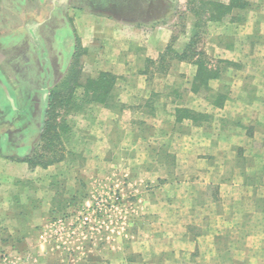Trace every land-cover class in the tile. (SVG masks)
I'll return each instance as SVG.
<instances>
[{
    "label": "rangeland",
    "instance_id": "1",
    "mask_svg": "<svg viewBox=\"0 0 264 264\" xmlns=\"http://www.w3.org/2000/svg\"><path fill=\"white\" fill-rule=\"evenodd\" d=\"M174 1L182 13L175 32L195 34L189 54L198 63L185 61L193 67L181 66L170 49L152 65L149 76L161 72L156 75L168 86L155 94L156 102L137 108L149 115L136 119L144 122L141 141L118 135L116 146L109 148L107 140L114 141V136L108 133L91 148L83 145L86 133L109 129L104 121L110 120L103 117L109 108L101 102L76 104L84 89L78 86L70 92L62 86L56 98L71 93V101L54 104L55 117L47 125L52 129L41 142L48 102L42 86L36 88L35 109L45 115L42 121L35 119L31 130L35 144L50 147L52 157L58 150L54 148L61 146L67 155L97 164L95 171L89 168L84 174L86 196L80 204L53 217L116 196L118 203L98 220L102 227L87 235L103 243L99 238L108 234L116 254L127 246L128 257L145 260L140 264H250L249 256L254 264H264V0H164ZM230 3L233 8L223 6ZM58 55L29 56L32 70L16 75L11 59L0 56V71L19 96L28 94L25 79L33 77L36 86L42 84L48 65L56 84L51 91L96 74L89 66L86 71L61 72L64 58ZM92 113L100 114L98 120L86 117ZM10 121L0 118V125L9 126ZM127 121L114 123L122 126ZM114 123L109 127H116ZM31 125L23 120L21 126ZM172 128L177 138L170 148L167 136ZM89 152L92 155H86ZM114 264L123 262L117 258Z\"/></svg>",
    "mask_w": 264,
    "mask_h": 264
},
{
    "label": "crops",
    "instance_id": "2",
    "mask_svg": "<svg viewBox=\"0 0 264 264\" xmlns=\"http://www.w3.org/2000/svg\"><path fill=\"white\" fill-rule=\"evenodd\" d=\"M163 5L164 0H0V56L11 59L15 75L16 71H30L33 62L30 64L29 56L41 55V52L64 58L61 72L86 71L89 66L96 74L92 72L86 77L97 78L102 73L113 75L111 85L115 95L107 102L117 104L118 109H109L103 116L110 120L104 121L109 129L97 127L96 132L86 133L80 141L91 148L100 142L101 135L108 133L114 136V141L107 140L109 148L116 146L118 135L123 136L122 140L129 134L135 136L133 142L141 141L144 122L136 119L144 120L149 115L137 108L140 103L145 107L147 103L156 102L155 94L160 95L168 86L165 82L162 84V78L158 79L160 75L156 74L161 72L149 76L152 65L156 66L168 47L181 54L192 37L190 32L176 34L178 15H162L159 7ZM77 57H80L79 62ZM82 58L88 65H84ZM180 65L193 67L185 61ZM49 66L39 86L33 77L25 79L26 96L17 95L0 71V79L12 98L0 84L7 96L3 97L0 90V118H10L13 122L9 126L0 125V256L6 257L9 264H114L117 258H121L123 264L145 262L142 259L135 262L128 257L127 246L118 254L113 252L112 238L108 234L99 238L104 241L101 243L95 235L69 238L50 228L53 216L66 211L72 198L86 196L84 174L89 168L94 167L95 171L97 164L90 158L79 160L72 154L67 155L65 150L63 158L55 162L35 157L39 142L35 144L30 137L31 130H35V119L42 121L45 115L44 111L35 109L38 97L35 91L41 85L44 100L49 99L50 89L56 85L51 81L53 69ZM154 115L151 114L155 118ZM87 116L98 120L100 114ZM125 118L129 120L126 125H116ZM23 120L32 122L30 128L21 126ZM110 123L116 127L110 128ZM175 132L174 128L168 131L170 148L176 142ZM70 142L71 138L64 144ZM247 262L254 264L250 256Z\"/></svg>",
    "mask_w": 264,
    "mask_h": 264
},
{
    "label": "trees",
    "instance_id": "3",
    "mask_svg": "<svg viewBox=\"0 0 264 264\" xmlns=\"http://www.w3.org/2000/svg\"><path fill=\"white\" fill-rule=\"evenodd\" d=\"M223 6H225V8H231V7L233 8L234 5L231 6V3H230V4H224ZM159 11L164 16H166L167 13H173V14L175 13L178 16L182 15V13L179 14L178 3L175 1L173 3L171 2L169 4L168 3L166 4L164 2L163 7L162 6L159 7ZM195 42H196L195 41V34H192V37L190 38V41L188 42L184 51L181 54L176 53V56L178 57L179 60H181V61H194L191 59L192 56L189 54V51L191 50L192 45H194ZM170 49H171V47H168L166 51H168ZM194 62L198 63L196 61H194ZM72 71H76V69L75 70L73 69ZM198 75H199V73L195 75L196 76L195 81L197 80ZM114 79L115 78L113 75H111L109 73H102L97 78L87 77L85 82L83 81V84H80L79 82H81V81H78V79H74L72 82H67L64 85H59V87L56 89V91H52L49 99L47 100L48 110L46 111V118L44 120L45 122H43V124H45V125H43V128H42L41 142L44 141V137H45L46 133L52 129L51 127H47V125L49 123H51V120H53L55 117V112L52 110V107L54 106V104L55 103L66 104V103H69L71 101V98H70V97H72L71 93L69 94L68 98H66V96L61 97V98L60 97L56 98V96L58 94L60 96V90L59 89L62 86L66 87V88L69 87L68 90H70V92H72V90L74 91V89L78 86L82 87L84 89V94H83L82 98L80 100H77V99L75 100L76 104L101 102V103H104L106 105V107H108L109 109H114L117 106V104L107 102L108 100L113 99L114 95H115L114 91H113V87L111 85L112 80H114ZM194 86H195V84H194ZM57 92H58V94H57ZM58 130H59V134H60V128ZM56 135H58V134L56 133ZM55 149H58V150H57V152H54V155L52 157V156H50L52 149L50 147H48L47 145L41 146V144H39V148L37 149L38 151H36V153H35V157H36V159L44 160L45 162H55V161L63 158V154H64L63 153V151H64L63 147L61 148V146H60V149L54 148V150ZM81 200H83V199L76 196V197L72 198L67 203V206H74V207L78 206L80 204Z\"/></svg>",
    "mask_w": 264,
    "mask_h": 264
},
{
    "label": "built area",
    "instance_id": "4",
    "mask_svg": "<svg viewBox=\"0 0 264 264\" xmlns=\"http://www.w3.org/2000/svg\"><path fill=\"white\" fill-rule=\"evenodd\" d=\"M118 197H101L93 204L69 211L62 216L51 220L50 228L58 235L69 238L86 237L89 233L99 231L98 220L103 215L108 214L118 203ZM102 227V226H101ZM0 264H9L6 257L0 258Z\"/></svg>",
    "mask_w": 264,
    "mask_h": 264
},
{
    "label": "water",
    "instance_id": "5",
    "mask_svg": "<svg viewBox=\"0 0 264 264\" xmlns=\"http://www.w3.org/2000/svg\"><path fill=\"white\" fill-rule=\"evenodd\" d=\"M0 84H1V86L3 87V89L5 90L7 96L12 100V98H11V96H10V92H9L7 86L5 85V83H4L1 79H0Z\"/></svg>",
    "mask_w": 264,
    "mask_h": 264
}]
</instances>
